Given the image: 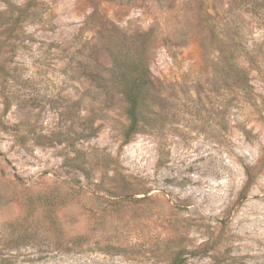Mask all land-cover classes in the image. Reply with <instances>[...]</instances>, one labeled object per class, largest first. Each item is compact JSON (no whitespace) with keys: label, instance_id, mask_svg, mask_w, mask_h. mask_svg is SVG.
Returning a JSON list of instances; mask_svg holds the SVG:
<instances>
[{"label":"rangeland","instance_id":"374dc122","mask_svg":"<svg viewBox=\"0 0 264 264\" xmlns=\"http://www.w3.org/2000/svg\"><path fill=\"white\" fill-rule=\"evenodd\" d=\"M149 30L162 120L125 141L108 46ZM0 248L3 264L178 248L264 264V0H36L0 51Z\"/></svg>","mask_w":264,"mask_h":264},{"label":"trees","instance_id":"16d2710c","mask_svg":"<svg viewBox=\"0 0 264 264\" xmlns=\"http://www.w3.org/2000/svg\"><path fill=\"white\" fill-rule=\"evenodd\" d=\"M5 2L6 8L0 11V18L3 22L1 33L4 35V39L0 44V51L3 47L9 45L15 33L29 19L32 10L36 6V0H29L23 6L12 3L11 1ZM113 28V34L116 32L120 37L119 30L117 31V28ZM184 32L183 30L178 33L181 37L183 35L185 36V39L181 40L179 38L178 40L183 44L189 41V36ZM154 34L155 32L153 30L135 32L131 36L130 44L120 42V44H123L120 45L118 41L116 42L117 44L111 41V44L108 46L112 65L111 69H114L116 72L115 78L118 80L116 88L123 102L122 107L128 119V122L123 126V137L125 141L131 139L141 128L149 126L155 129L160 128L162 106L165 100L159 90V81L151 72L148 60V53L150 51V45L154 41ZM168 40L165 42L167 43ZM222 45L227 47L226 42H222ZM226 61L228 62L229 69H232L234 66L232 58L227 57ZM243 81L248 82L246 75ZM71 190L69 192L71 197L80 193V191H76L73 188ZM52 199L50 200L51 202H56L57 200L56 197ZM81 238L82 236H75L71 241L76 246ZM1 250L2 248H0ZM165 253L168 256L166 264H187V254L190 252L185 248H178L167 249ZM6 261L7 258L0 257V264L6 263Z\"/></svg>","mask_w":264,"mask_h":264}]
</instances>
